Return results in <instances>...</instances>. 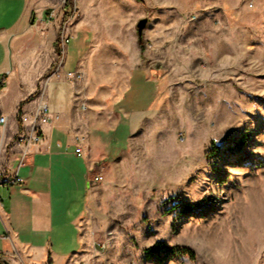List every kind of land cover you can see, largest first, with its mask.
Segmentation results:
<instances>
[{"label": "rangeland", "instance_id": "rangeland-1", "mask_svg": "<svg viewBox=\"0 0 264 264\" xmlns=\"http://www.w3.org/2000/svg\"><path fill=\"white\" fill-rule=\"evenodd\" d=\"M137 7L146 9L133 23L137 33L148 19L138 33L142 52L158 60L145 64H157L172 90L130 135L133 148L120 166L126 190L112 187L108 208L88 213L82 224L86 257L79 264H264V0H137ZM159 7L170 9L171 28L148 40L144 32ZM161 20L168 24L167 16ZM11 38L25 74L28 61H48L46 34ZM79 45L73 35L68 61ZM55 90L64 106L70 91L53 82L48 98ZM125 129L112 134V169L119 150L129 148ZM189 169L192 187L185 190ZM159 241L191 248L196 258L150 256Z\"/></svg>", "mask_w": 264, "mask_h": 264}, {"label": "crops", "instance_id": "crops-1", "mask_svg": "<svg viewBox=\"0 0 264 264\" xmlns=\"http://www.w3.org/2000/svg\"><path fill=\"white\" fill-rule=\"evenodd\" d=\"M71 1L79 13L67 19L65 31L71 42L74 35L80 45L69 61L66 51L56 73L54 42L72 4L68 6L67 0H0V79L4 80L0 114L7 117V124L0 125V177L19 169L20 178L13 186L0 184V258L7 264H79L86 257L82 224L88 213L108 208L112 187L123 193L127 179L120 166L133 148L130 135L155 114L159 97L172 90L162 84L157 64H145V58L158 60L153 51L145 48L142 52L133 23L145 16L146 9L137 7V0ZM170 12L159 7L144 38L156 29L171 28ZM161 16L168 17V24ZM35 31L47 35L49 58L47 62L28 61L31 72L25 74L9 42L12 35ZM68 73L81 77L71 80ZM53 82L70 91L62 99L64 106L57 100L58 91L48 98ZM41 103L48 105L51 118L36 121L43 140L28 149L19 167L24 148L16 137L35 122ZM122 126L129 148L119 150L112 162L118 168L112 169V134ZM92 171L102 177L97 184L90 181ZM189 171L185 190L192 187ZM109 172L115 180H109Z\"/></svg>", "mask_w": 264, "mask_h": 264}, {"label": "built area", "instance_id": "built-area-1", "mask_svg": "<svg viewBox=\"0 0 264 264\" xmlns=\"http://www.w3.org/2000/svg\"><path fill=\"white\" fill-rule=\"evenodd\" d=\"M69 16L67 19L70 18H74L76 16H78V6L76 4H72L69 10ZM71 39L70 37L66 34L65 31V24H63L61 31H60V41H59V60H58V65H57V69H56V73L58 71V69L60 68V66L62 65V59L64 58V55L66 54L67 51V47L70 44ZM67 76L71 79L74 80L76 78H80V74H72V73H68ZM4 80L0 79V84H3ZM82 108H85V105L82 106ZM50 114H49V108L48 105L46 103H41L34 115V120L35 122L31 125V127L26 130V131H22L20 133H18L17 137H16V143L18 145H21L24 148L23 154H22V159L20 162V166L21 167L23 165V160L26 157V155L28 154V149L30 147L39 145L42 142V135L40 133V129L36 124V121H38L39 119L41 120H50ZM7 124V117H5L4 115L0 114V125H6ZM76 153L78 155H81V148H77L76 149ZM102 179L101 175L99 172L94 173L92 172L90 174V181L93 184H97L98 182H100ZM20 180L19 178V169L14 172L12 175H10L9 177L6 178H1L0 177V184H7L10 186L15 185L18 181Z\"/></svg>", "mask_w": 264, "mask_h": 264}, {"label": "trees", "instance_id": "trees-1", "mask_svg": "<svg viewBox=\"0 0 264 264\" xmlns=\"http://www.w3.org/2000/svg\"><path fill=\"white\" fill-rule=\"evenodd\" d=\"M71 4H72V1L68 0L67 1V5L70 6ZM68 16H69V13L65 14V16L63 17V20H62V25L65 24V22L67 21ZM140 40H141V38H140ZM140 45H141V47H143L141 41H140ZM54 46H55V50L57 52L58 49H59V39L54 43ZM20 116H21V110L19 111V114H18V119H19V122L21 123ZM212 144H215V143L212 142ZM158 251H163L166 256H170V255H187L192 260H195V258H196L195 257L196 256L195 252L191 248L178 247V246L169 247V246H167L165 243H163L161 241L155 243L153 247L148 249V254L151 256L154 252H158ZM3 263L7 264L4 261H3Z\"/></svg>", "mask_w": 264, "mask_h": 264}, {"label": "water", "instance_id": "water-1", "mask_svg": "<svg viewBox=\"0 0 264 264\" xmlns=\"http://www.w3.org/2000/svg\"><path fill=\"white\" fill-rule=\"evenodd\" d=\"M148 23V19L147 18H144V19H141L138 24H137V29H138V33L139 35L142 34L143 30L145 29L146 25ZM0 264H4L3 261L0 259Z\"/></svg>", "mask_w": 264, "mask_h": 264}]
</instances>
